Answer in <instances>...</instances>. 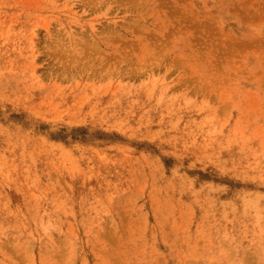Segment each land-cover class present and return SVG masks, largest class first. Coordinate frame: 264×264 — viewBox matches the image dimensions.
<instances>
[{
    "label": "rangeland",
    "instance_id": "374dc122",
    "mask_svg": "<svg viewBox=\"0 0 264 264\" xmlns=\"http://www.w3.org/2000/svg\"><path fill=\"white\" fill-rule=\"evenodd\" d=\"M0 264H264V0H0Z\"/></svg>",
    "mask_w": 264,
    "mask_h": 264
}]
</instances>
